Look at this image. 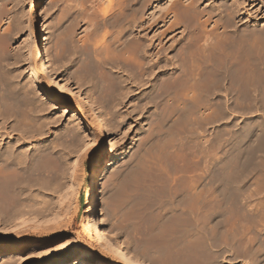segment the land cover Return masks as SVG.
<instances>
[{
  "label": "bare ground",
  "instance_id": "6f19581e",
  "mask_svg": "<svg viewBox=\"0 0 264 264\" xmlns=\"http://www.w3.org/2000/svg\"><path fill=\"white\" fill-rule=\"evenodd\" d=\"M244 1L246 0H78V2L75 1V4H80L81 10L77 7L80 12L78 15L74 14L76 15L74 19L76 20L78 17L77 22L86 24L85 30L83 29L84 33L78 39L80 49L77 51L78 47L77 49L73 48V43L70 45L72 41L68 42V45L64 42L58 56L63 59L75 56L79 61L81 78L89 82L94 76L97 77L99 81L94 79L95 83L93 81L90 83L95 84L92 83V86L99 91L98 94L104 98L103 101L116 109L121 105L124 97L135 89H133V84L136 81L142 82V85H146V89L140 91L134 98L133 104L141 105V109L147 106L154 109L149 116L151 125L158 124L159 126L160 124L162 126L165 122L163 120H168L169 117L172 119L173 115L171 116V114L173 113L170 112L172 108L177 110H174L178 112L175 115L178 114L177 118L181 121L186 113L195 114L194 122L202 135L198 136L201 137L200 142H202L199 144L202 149H199L206 157L210 154L209 152H215L219 146V136L226 134L228 138L233 139L232 145H234L237 154L259 152L264 160V22L260 23V21L254 20L252 23L238 15L243 10ZM66 2L68 1L66 0ZM253 2H256L254 8L256 12L258 7L264 4L263 0H251L250 3ZM67 5L72 8L74 4ZM76 5L72 9H76ZM70 8L69 10H71ZM261 13L263 14L264 11ZM69 23L72 27L73 22L69 21ZM72 30L69 33H72ZM1 43L0 124L6 129L9 128L6 130V137H10L9 133L16 131L18 138L29 135L34 139V145L30 147L29 151H25L22 145H18L14 149V145L18 141H14L11 137L4 141L2 140L4 135H0V183H10V179L14 180V178L17 181L19 179L23 184L34 181L41 186L48 185L50 196L48 198L40 197L37 204L35 201V205L30 204L31 206L29 205L23 210H16L18 207L15 208L13 205L11 207L13 210L10 209L8 212L5 208L6 213L2 207L7 215L5 216L0 210V242H10L14 251L23 253L25 247L39 242L41 248L35 252L34 256L28 258L31 261L38 260L48 263L73 255L77 256L76 250H81V254L77 256V264H112L104 256H110L122 264H146L141 257L136 256L128 249V246L117 234L110 232L109 227L101 226L98 229L97 223H93L92 220L95 171L99 165L106 161L108 154L116 152L118 146L116 140L113 139L109 140L110 142L106 146L101 144L92 160L87 175L83 207L75 224L77 227L75 231L95 243L100 253H94L89 244L82 245L80 239L75 236L68 234L62 238L55 236V233L67 230L74 222L77 210L75 197L79 192L81 177L79 161L75 159L65 170H61L62 165L58 160L60 156L55 155L56 152L53 150L55 147L48 149L43 144V138H41L45 123L43 112L47 103L38 97L36 90L39 92V96H47V92L40 90L36 86V82L32 80V77L38 74H35L36 70L39 71V74L42 73L37 69L40 65L38 60L35 58L30 60L29 69H34L30 72V83L20 84L15 74L11 75V72L2 70V62L7 63L8 61L4 53L6 51L3 48L4 44L2 43V46ZM124 72L126 75L122 79ZM44 80L47 81V84L54 83L46 74H44ZM175 119L176 117L174 122L179 121V119ZM100 121L104 131L110 134L109 125L102 118ZM178 121L176 124H179ZM186 125L188 126V123ZM168 129L170 130V127ZM181 132L180 134H182ZM86 144L87 147L83 146L84 153L88 152L89 146L88 143ZM185 144L187 145V142ZM176 145L179 147L178 144ZM165 152L167 153V151ZM213 155L215 154L211 155L210 161L208 160L210 166L207 165L208 169H211L210 183H215V180L221 175L222 178L218 180L222 182V188L218 190L219 193L221 190L223 197L231 192H235L237 196L242 194L241 187L238 188L240 184L238 179L245 172V166L239 164L238 166H241L239 171L236 165L234 166L235 173L233 171V174L227 173L226 168L228 169L229 165V161H227V166L225 163L220 164L222 167L218 166L220 171L222 170L219 173L217 160L213 158ZM229 168L233 167L229 166ZM236 170L239 172L237 173ZM155 171L161 172L165 178L167 177L161 183L167 182L166 185L164 184V189H167L166 193L168 192V194L165 195L164 205H162V208L166 207V213L160 215L161 219L156 222L155 228H152L153 231H156V228L157 230L163 229L167 222L168 227L171 225L172 228L169 227L171 230L168 229V231H175L174 233L177 234L175 236L179 238H176L179 240L178 246L182 245L184 241H189L190 238L192 241L200 239L199 235L205 231L203 214L207 211L205 210L206 205L209 206L206 208L210 209L211 213L215 212V207L219 206L216 202L214 203L217 194L212 187L215 185L210 187L212 190L205 188L207 191L202 188L203 184L199 181L191 183L192 185L188 187L186 186L188 181L185 182L186 184L176 186L172 184L174 181L173 175L170 177L171 171L165 169L163 165L156 166ZM236 173L239 176L238 179L236 178L238 176H233ZM229 175L234 178H230ZM62 176L66 177L65 183L59 181V177ZM197 180L199 179L197 178ZM183 181L185 180L183 179ZM6 188L7 191L9 188ZM243 190L245 189L243 188ZM259 193L257 192V194ZM12 194L14 195L15 192ZM142 222V225L145 222L143 229L147 231V221ZM212 228L210 227V229ZM143 229L141 230L144 231ZM211 231L207 234L209 235ZM67 232L71 233L72 231L68 230ZM167 233L170 235L169 232ZM212 235H216V233ZM168 237L166 240L171 242L172 239L170 237L168 239ZM59 241L62 242L58 244ZM249 241L245 254L252 258V264L255 262L264 264V230L255 231ZM28 252L26 249L24 255ZM232 256L227 259L224 257L223 260L231 261L234 257ZM11 258L4 264H22L25 256L20 253H12ZM113 264H117V262H113Z\"/></svg>",
  "mask_w": 264,
  "mask_h": 264
},
{
  "label": "rangeland",
  "instance_id": "374dc122",
  "mask_svg": "<svg viewBox=\"0 0 264 264\" xmlns=\"http://www.w3.org/2000/svg\"><path fill=\"white\" fill-rule=\"evenodd\" d=\"M67 1L68 2H66V0H0V41L5 47L1 42L0 43L6 50L4 53L8 61L7 63L5 61L2 62V70L11 72V75L15 74L20 84L30 83V72L34 70L29 69L30 60L35 58L40 64L37 69L41 70L42 73L39 74V71L36 70L35 74H38L32 77V80L36 82V86H38L40 90L47 92V96H39V92L36 90L38 97L47 103L45 105L46 109L43 112L45 123L41 138H43V144L46 148L55 147L53 150L56 152L55 155H58V157L60 156L58 160L62 165L61 170H65L75 159L79 161L81 177L79 192L75 198L80 196L83 204L87 175L92 160L99 150L100 145L106 146L110 142L109 140H116L115 142L118 146L116 152L108 154L106 161L99 165L95 171L94 214L92 220L93 223H97L98 229H100L101 226L109 227L108 230L117 234L128 246V249L136 254V256L141 257L146 264H252V258L245 254V251L248 249V241L255 231L264 230V160L260 153L249 154L245 152L237 154L235 147H233L234 145H232L233 139L231 140L230 137L229 139L226 134L225 136L221 134V136H219V148H216V153L207 150L210 153L208 155V152H206L208 155L207 159L206 155L202 154V150L199 149L201 148L199 144H202V142H200L201 137H198L201 135L200 129L198 128L197 130V124L194 122L195 114L186 113L187 115L185 114L183 117V120L186 121L184 123L183 120L181 121L177 118L178 114L175 115L178 113L176 112L177 110L172 108L170 109V112L173 113L171 114V116L173 115L172 119L169 117L168 120H163V122H165L163 123L164 125L161 124L162 126H160V124L159 126L158 124L151 125L149 116L154 109L151 106L142 107L141 109V105L138 106L137 104H133L134 98L138 96L140 91L146 89V85H142V82H140V84L136 81L135 84H133V89H135L124 97L121 105L117 108L118 110L113 106L111 107L109 103L103 101L104 98L99 96V91L92 86L98 78L94 76L95 78L93 77L89 82L83 80L79 73V61L75 56L69 58L70 60L68 58H59L58 56L61 51L60 47H62L64 42L68 45L72 41L70 45L73 43V48L75 47V49H77L78 47L77 51L80 49V42L78 39L84 33L86 27L84 22H77L79 19L78 17L76 20L74 19V16L78 15L81 10L80 4H75V1L78 2V0ZM249 1L251 2V0L244 1L242 5L243 10H241V13L238 15L247 21L252 22L255 20L263 23L264 13L262 14L261 12L264 11V4L258 7V11L256 12L254 10L256 2L250 3ZM72 3L76 5V9H72L74 8ZM67 4L73 5L72 8H70L71 6L67 7ZM77 7H79L80 10L77 9ZM69 8L71 10H69ZM75 13L76 15H74ZM69 21L71 23L73 22L72 27ZM71 30L72 33H69ZM67 36H69L68 39H65ZM44 74L49 76L54 83L47 84V81L44 80ZM122 74L121 78L123 79L126 73L124 72ZM91 81L94 83H90ZM190 115L191 117H189ZM175 117L179 119V121L177 120L179 124H176L177 121L174 122ZM101 118L109 125L110 134L104 131L100 123ZM172 123H175V125ZM187 123L189 127L186 125ZM181 124H185V127ZM167 126L170 127V130ZM7 129L9 128L7 127ZM7 129L0 124V135H4L2 140L7 141L11 137L14 141H18L14 145V149L18 145H22L25 151H29L30 147L34 145V139L29 135L18 138V136H16V131L9 133L10 137H6L5 133ZM180 132L182 134H180ZM182 140H184V145ZM186 142L187 145L185 144ZM86 143H88L89 147L88 152L84 153L83 146H86ZM176 144H178L179 147ZM165 151H167V153ZM82 153L84 154L82 155ZM212 154L216 155H213V158L217 160V168L222 167L220 165L222 163H225V166L229 163L228 169L226 168L227 173L233 174L234 166L236 165L243 164L245 166L246 170L240 177L242 179L237 175L241 166L237 167L239 171L236 170L237 173L233 175L234 177L238 176L236 177L237 179L239 178V187L236 186L238 188L241 187L242 191H240L242 194L240 193L237 196L235 192H231L227 194L230 197L227 195H225L227 197H223L221 190L220 193L218 190L222 188V182L218 180L222 178L221 175L215 180L216 184L213 183L215 187L210 183L211 169H208L209 167L207 165L209 164L210 166L208 162L210 158H212ZM227 161L229 162L227 163ZM232 164L233 166H231ZM160 165H163L165 169L171 171L170 173L172 174H170V177L173 175L172 179L175 182L172 184L176 186L186 184L188 181L186 184L188 187L196 181H199L203 184L202 188L204 190L205 188L207 190L208 188L216 190L215 194H217V197H215L214 203L216 202L219 206L215 207L216 211H213L212 214L210 209H208L209 206L206 205L208 208L205 207L207 211L203 214V222L205 221L203 223V225H205L204 233H206L207 228H209L207 233L214 227L216 230L213 229L214 231L212 230L209 235L206 233L208 236L204 233L201 234L203 235L202 237L199 235L200 239H195V241L193 240L194 242L190 238L189 241H184L182 245L179 246L177 245L179 238L176 237L177 234L174 233L175 231H168V229L171 228V223L169 224L170 228L167 222H165L166 225L162 223V225H165L163 229L157 230L156 228V231H153L152 228H155L156 222L161 219L160 215L166 213V207L164 209L162 205H164L163 203L168 194V192L166 193L167 189H164L167 182L161 183L164 181L165 176L161 174V172L155 171L156 166L161 167ZM229 166L233 168L230 169ZM218 171L220 173L222 170L220 171L219 168ZM223 175L225 176V173ZM230 175V178L233 177ZM197 178L199 180H197ZM165 179H167V177ZM183 179L185 181H183ZM237 179L234 180L237 181ZM15 180V178L14 180L10 179V183H7L8 185L0 183V206L3 205L0 207L1 211H3L2 207L4 211L6 208L7 212L10 209L13 210V208H11L13 205H15V208L18 207L16 210H23L29 207L30 204H37L40 197L42 198L43 196V198H48L50 196L47 189L49 188L48 185L41 186L39 183H34V181L23 184L19 179L18 181L16 180V182ZM239 180H241L242 183ZM59 181H64L63 183H65L66 177H59ZM163 185L164 187H162ZM5 186L9 188V191H6L7 188ZM242 187L245 190H243ZM12 192H15V194L13 195ZM257 192L259 194H257ZM4 211L2 213L6 216L7 212L5 211V213ZM144 220L147 221V231L143 229L145 222L143 225L141 224ZM75 224L76 221L75 223L73 222L67 230L55 233V236L57 238H62L67 234L75 236L80 239L82 245L89 244L94 250V253L99 254L100 251L95 243L83 237L81 233L75 231L77 229ZM210 227L213 228L210 229ZM68 230L72 232L68 233ZM167 232H169L171 236ZM212 232H215L216 235H212L215 234ZM168 236L172 239L171 242L170 240H166ZM176 238L178 239L176 240ZM60 242L62 241H59L58 244H60ZM40 248L39 242L30 244L25 247V250L28 249L29 252L24 255L25 250L24 253L21 251H14L10 242H0V264L2 262V264H4L7 260L9 261L12 259V253H20L25 256L22 264H77V256L82 252L81 250H76L77 256L73 255L65 259L49 261L48 263L38 260L31 261L28 259L34 256V254H36L35 252H38ZM229 255L233 257L231 261L223 260L224 257H226V259L230 257ZM104 257L112 264L113 262L122 264L112 259L110 256ZM253 264L258 263L255 262Z\"/></svg>",
  "mask_w": 264,
  "mask_h": 264
},
{
  "label": "crops",
  "instance_id": "0c3cea01",
  "mask_svg": "<svg viewBox=\"0 0 264 264\" xmlns=\"http://www.w3.org/2000/svg\"><path fill=\"white\" fill-rule=\"evenodd\" d=\"M76 203H77V210H76V213H75V215H74V223H75V221L77 220V218H78V216L80 215V213H81V210H82V207H83V204H82V202H81V197L80 196H78L77 198H76Z\"/></svg>",
  "mask_w": 264,
  "mask_h": 264
},
{
  "label": "trees",
  "instance_id": "16d2710c",
  "mask_svg": "<svg viewBox=\"0 0 264 264\" xmlns=\"http://www.w3.org/2000/svg\"><path fill=\"white\" fill-rule=\"evenodd\" d=\"M77 221V220H76Z\"/></svg>",
  "mask_w": 264,
  "mask_h": 264
}]
</instances>
